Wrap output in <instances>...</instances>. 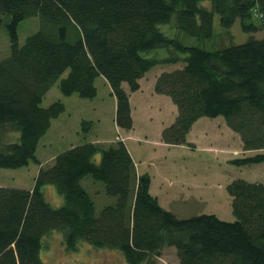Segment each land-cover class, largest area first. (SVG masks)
Returning <instances> with one entry per match:
<instances>
[{
  "label": "trees",
  "instance_id": "obj_1",
  "mask_svg": "<svg viewBox=\"0 0 264 264\" xmlns=\"http://www.w3.org/2000/svg\"><path fill=\"white\" fill-rule=\"evenodd\" d=\"M216 15L226 30L238 20L247 33L264 30V0H0V27L1 16H9L11 38V56L0 61V169L41 164L40 141L65 112L62 102L41 107L57 81L64 96L91 100L98 94L97 79L105 78L117 100L116 124L130 131V95L123 85L139 91L140 80L158 65L183 64L155 83V93L171 98L178 109L162 142L190 146L198 120L223 117L241 137L245 154L263 151L264 39L209 51L160 29L176 18L188 36L211 39ZM258 15L259 25L253 20ZM34 17L42 28L20 45L19 24ZM158 49L170 56H144ZM4 131L17 133L18 140L4 143ZM229 163L261 164L264 153ZM88 178L103 184L115 201L98 210L82 184ZM46 186L57 189L63 206L47 201ZM151 186V176L138 174L122 141L86 142L59 154L51 167L40 169L32 191L0 187V264H47L44 239L54 232L63 234L69 251L85 242L121 252L127 264H158L169 248H176L180 264H264L263 183L237 179L227 185L234 222L214 214L182 219L160 204Z\"/></svg>",
  "mask_w": 264,
  "mask_h": 264
},
{
  "label": "rangeland",
  "instance_id": "obj_2",
  "mask_svg": "<svg viewBox=\"0 0 264 264\" xmlns=\"http://www.w3.org/2000/svg\"><path fill=\"white\" fill-rule=\"evenodd\" d=\"M203 5L211 8V2H205ZM1 17L3 22L0 27V61H4L11 56V38L8 28L10 17ZM253 20L257 25L262 23L260 15L254 16ZM41 28L39 17L21 22L17 29L19 44L23 45L28 37ZM160 29L170 38H176L186 46L201 47L209 51L231 45H241L251 38L264 39V30L247 33L243 30L239 20L231 29H223L220 25L219 15L215 17V34L211 39L202 40L188 36L177 28L176 18L171 23L161 25ZM144 56L163 59L170 56V52L167 49H158L145 53ZM182 66L183 64L158 65L153 68L147 74L144 82L145 94L160 70H172ZM67 75L68 72L61 79ZM60 81L54 84L41 104L42 108H49L55 102H62L65 105V112L55 120V126L40 141L36 156L44 164H48L53 157L70 150L72 146L81 145L97 137L113 140L116 134L114 98L103 78L97 79L98 94L91 100L83 99L77 94L64 96L59 88ZM125 87L129 90L127 83H125ZM167 99L172 105H175L171 98ZM204 120L209 121V124H199L196 129L204 130L206 127L212 132L216 131L217 135L212 134L210 139L199 140L197 142L198 150L196 148L187 149L181 145H167L162 142V136H158L155 132L150 134V141H146L147 136L145 135L146 137L142 138L143 141L133 143L137 169L139 173H148L151 176L153 181L151 193L154 196L167 190L169 193L166 194L171 202L175 199L173 195H178L177 198H187L200 194L206 200L212 201L208 204L198 203L190 198L187 203L180 201L174 203L171 208L180 218L187 219L202 214H217L224 220L234 222L236 218L233 215L232 202H229L231 197L227 192V185L237 179L264 184V163L238 167L231 165L229 161L264 153V150L244 154L242 140L237 133L234 132L236 139L218 135L220 134L217 131L218 123L221 121L226 123L223 117H219L218 120L210 118ZM85 121L90 122L91 125L85 126L83 124ZM145 121L138 122L140 132L148 131L144 126ZM121 134L117 135V139L125 142L127 134L126 132H121ZM1 138L4 143L14 142L18 140V134L4 131ZM127 144L131 147L132 141H127ZM50 165H52V161ZM39 169L40 164L34 162H31L28 167L20 169H0V187L32 191ZM89 182L88 178L82 184L87 187ZM88 190L95 197L98 210L115 201V198L105 194L104 186L99 182ZM44 192L47 201L53 207L59 208L64 205V198L54 186H46ZM169 249L158 260V264H180L176 248ZM42 259L47 264H127L121 252L97 249L85 242H81L76 251H69L65 245L63 234L59 232L51 233L45 237Z\"/></svg>",
  "mask_w": 264,
  "mask_h": 264
},
{
  "label": "crops",
  "instance_id": "obj_3",
  "mask_svg": "<svg viewBox=\"0 0 264 264\" xmlns=\"http://www.w3.org/2000/svg\"><path fill=\"white\" fill-rule=\"evenodd\" d=\"M175 69H172V70L162 69V70H160V72L156 75L153 83L150 84V88H149L147 94H145V91H144V82L147 78L148 73L146 74V76L144 78H142L140 80L141 88L137 92H134V93L130 92V90H128L124 84L123 86H124L125 90L130 95V104H131V110H132L131 114H132V118H133V122H134L133 129L130 131H125V130H123L117 126V124H116L117 100L113 96L114 103H115V121L114 122H115V126H116V128H115L116 134L114 135L115 136L114 139L113 140H106L104 138L97 137L94 140L88 141V142L102 143L105 145H110V144H113V143L118 141L117 135H119V134L122 135L121 132H126L127 139L124 143L126 144L129 152L131 153V155L135 161L133 143L143 141L142 138L145 135L147 136V137L145 136L147 138L146 141H150L149 136L152 132L157 133L158 136H162L163 130L165 128L169 127L170 125H172L178 116V109L175 105H172L170 103L169 99H167L169 97L164 96V95H158L154 91V87H155V83H156L157 78L163 72H170V71H173ZM100 78H103V77H100ZM103 80H105V83L107 84V86L109 87V89L112 92V89H111L109 83L107 82V80L105 78H103ZM204 119L205 118H202L194 124V126L192 127V130L188 136V142H189L190 146H183L182 145L183 147H185L187 149L196 148L198 150L197 142L199 140L210 139L212 134L217 135L216 131L212 132V131L208 130L209 128H206V127L205 128L203 127L204 130L196 129V127L199 126V124H209L208 123L209 121H206ZM144 120H146L145 121L146 124H144V126L148 131L147 132H144V131L140 132L139 127H138V122H140V121L143 122ZM213 120H218V118L213 119ZM199 122H201V123H199ZM54 126H55V121L53 122L52 128ZM217 131L220 132V134H218L219 136L223 135L224 137H226L228 139H236L235 133L227 126L226 123H224V121H221V123H218V130ZM219 136L218 137L216 136V137L221 138ZM127 141H132L131 147H129V145L127 144ZM76 146H72V148H74ZM242 152L245 154V152L243 151V147H242ZM57 156L53 157L48 164H44L43 162H41L40 169L42 167L43 168L51 167L54 164V160ZM51 161H52V165L49 166ZM135 163H136V161H135ZM136 167H137V163H136ZM40 169H39V171H40ZM39 171H37V172L39 173ZM38 173H37V175H38ZM138 174H141V173L138 172ZM87 186L89 188H91V187L96 186V184L90 181ZM166 193H169V191L166 190L164 192H161L159 195H155V197H157L159 199L160 204L165 209L173 212L176 215H178V214L171 208V205H173L174 203H176L178 201L183 202V203H187V202H189V199L191 198L195 202H198V203L203 202V203L208 204V203L212 202V201L206 200V198H204V196H202L201 194L199 196L195 195L193 197H187V198H185V197L177 198L176 196H178V195H173V198H175V199L171 202L169 199V196ZM168 199H169V201H168ZM229 202L230 203L232 202L231 198H230ZM215 215H217V214H215ZM219 218H221V217H219ZM221 219L224 220L223 218H221ZM225 221H230V220H225ZM167 250H170V249H166L165 252Z\"/></svg>",
  "mask_w": 264,
  "mask_h": 264
}]
</instances>
